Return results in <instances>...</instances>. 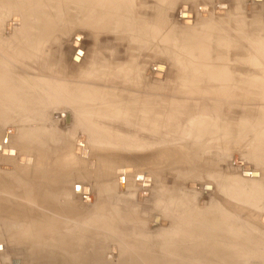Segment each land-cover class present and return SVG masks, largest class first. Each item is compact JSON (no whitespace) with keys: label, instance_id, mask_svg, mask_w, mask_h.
<instances>
[{"label":"rangeland","instance_id":"1","mask_svg":"<svg viewBox=\"0 0 264 264\" xmlns=\"http://www.w3.org/2000/svg\"><path fill=\"white\" fill-rule=\"evenodd\" d=\"M196 1L198 3L195 0H193V3L192 1H187L186 3L183 0H173L166 11L178 10L180 7L178 10L180 15L177 14L176 16V14L169 13L168 16H162L163 20L166 18V23L164 22L163 28L156 24L157 27L151 35L148 34L149 30L144 24L150 25V21L155 20L157 16V10H155L157 5L154 0H149V2L146 0H133L129 8L122 7L118 10L116 19L118 17L120 20L116 23L118 25L117 28H115V17L103 22L97 18V15L92 17L88 6L84 7V9L80 8L72 0H0V37H5L10 42L7 44L9 47H6L7 49L10 48V53L8 52L10 57L7 56V62L5 63L6 73L15 85L20 84L29 91L31 90V92L33 90L34 96H42V100L37 98L39 103H36L38 104L36 107L35 104H32V106L34 105L33 107L31 104L27 106L29 109L31 108L30 110L28 109L29 112L27 114L23 112L22 116L21 110H17L21 114L19 118L25 115L26 117L29 116L27 119L25 117V120L22 118L19 120L17 112H15L16 115L13 113L15 116L13 117L17 121H22L21 123L18 122L20 125L23 124L32 128L35 126V129L42 134L43 140L54 145L58 143L57 145L62 146L61 143L66 141L63 146L67 145L66 147L70 150L80 137L70 135L72 132L71 125L63 122V119H54V114H59L58 112L70 114L73 107L69 106L65 101L58 103L57 97L68 94L69 91V94H75V86L85 80L86 87L84 89L86 91L100 90L102 91L100 94L101 101L107 102L112 99L116 102L113 103L114 108L110 107L109 102L108 104L103 103L100 105L104 107L107 104L105 108L109 107L107 109H110V114H114L113 117L104 115V117L96 116L97 118L92 119L93 122L99 120L97 124L104 131L100 130V134L107 139V143L106 139L103 140L106 145L102 148L103 150L96 147L98 142L95 145L82 144L79 146L83 148L82 151L87 152L85 156L92 153V155L99 156L101 161L95 160L93 156L91 164L83 161V159L79 163L85 164L87 168L79 169L78 173L86 171L90 176L87 180L83 179V181L81 179L79 185L76 184L75 190L77 191H74V193L79 194L81 190L85 192L87 191L86 188L89 187L91 201L87 203L88 205L78 201L79 203H74L71 208L76 219L78 218L72 222L69 234L64 235L65 241H68V244L70 243L68 246L71 248L66 245L67 242L64 243V240H60L62 242L58 241L59 245L54 244V242L52 244L39 243L40 239L37 238L26 241L22 238H11L6 231L4 232V230L0 229V245L3 248L0 246V264H14V261H17L18 264H123L126 256L129 260L128 264H206L197 260L200 258H191L194 254L193 251H195L193 246L196 243H192L190 238L179 239V235L177 236L176 234L177 231L181 229L189 230L192 226H200L201 228L204 226L211 230H206L205 232L209 234L207 237L214 238L213 244L216 243V249L213 248L211 250V252L213 251L212 256L215 253L214 249L217 252L223 251V248L225 250L227 248L230 249L228 256L223 254L225 261L221 260L218 264H239L243 260V255H249V258L244 260V264H258L259 261L254 256V253L264 256V229H262L264 225L262 226L258 222L259 214L261 215L263 210L261 208L257 209L258 207L249 208L240 203L232 202L227 196L221 195L219 190L221 182L230 181L234 183L235 181L239 184L238 189H250L255 196H259V192H256L259 186L252 184V179L250 178H256L259 173L263 178L262 180H264V167H261L260 160L257 162V160L251 159L252 162L250 163L248 159H245L257 147L248 148L249 139H251L249 137L254 134L249 128H245L247 132L245 137L239 135L243 130L239 112L250 114L251 117L256 116L261 100L256 98L254 93H251L247 94L248 99L242 102L235 99L236 105H231L233 103L231 98V101L225 102L224 98L220 96L221 85L219 86L217 83L212 87L204 85L201 88V90H207L208 94L200 93L196 95L192 88L183 91L182 81L184 78H191V71L184 70V64L187 61L185 56L180 54V47L183 44L203 43L202 40L206 39L207 41L205 42L209 44L208 59L211 60V64L219 67L227 66L230 71H233L231 76H233L232 78H234L235 82L255 73L260 74L264 69V5H260L261 0H252L254 5L249 2L247 5L246 1L245 4L241 1L240 5H243V10L240 12L241 15L236 16L234 9L237 10V8L234 6L229 10L232 16L225 18L224 13L226 11L223 8H225L226 4L230 6L231 0ZM144 2L146 4H142ZM182 4L187 6H180ZM235 5H238V3L235 2ZM192 6L194 7L193 12L187 14V7L191 10ZM27 7L31 10L29 13L37 15V17L28 19L29 15L26 14L28 15L26 16V27L21 28L18 23L19 15L21 13L24 14L22 11H26ZM196 10H203L207 14L208 23L199 24L200 19L195 15ZM96 11L98 13L99 9L97 8ZM182 12H184L183 15ZM165 14L167 15L166 12ZM180 17L183 19H180ZM238 18L241 19L239 20ZM239 22L243 23L242 27ZM201 29L203 31H200ZM28 34L33 39L26 38ZM167 37L169 44L167 49L166 46L164 49V43L168 42L166 40ZM72 39L77 41L71 43ZM16 42L21 45L28 43V45H31L26 49H24L25 47L23 48L25 53L30 54L28 56L30 57L29 59L28 57L27 59H21L22 57L20 58L12 50L13 44H16ZM75 42L76 46L73 45ZM15 46L16 48L18 47L17 45ZM80 46V50H76L74 56L71 57L73 51ZM82 55L83 58H81ZM254 55L257 56V67L250 65ZM79 58H81V62ZM178 59L181 60V65L179 66L176 64ZM14 62H16V66ZM189 62L193 63L192 60ZM163 64L164 67L166 66L165 71L163 70ZM2 67L5 66L2 65ZM128 67H131L134 71L131 68L127 70ZM124 70L125 73L123 74ZM237 70L242 72H237ZM134 72L140 74V77L137 76L138 74L133 75ZM132 75L133 78L131 79ZM54 81H60L58 83L61 84L60 89L57 83H55L56 87L54 89ZM63 81H66V83ZM96 81L99 83H95ZM62 82L68 84L69 89L64 84L67 87L63 89ZM137 82L140 83L137 84ZM69 83H71V86ZM160 83L161 86L159 85ZM32 84L33 86H31ZM145 84L148 86L146 87ZM149 87L153 88H150L152 96H156L157 99L154 106H160L159 103L164 101L167 103V110L164 109L162 115L167 116L166 118L169 116L168 119L172 117L169 122L167 121L171 127L169 125L167 127L164 123H159V121L158 127L150 125V123L144 122L143 124L141 116L137 118L135 114L132 119L125 115H122V117L115 116V112L117 113L118 110H121L115 109V106L120 104L119 107L121 108L122 101L126 104L134 97L143 98L148 91L146 88L149 89ZM61 89L65 92H62ZM184 98L189 101L185 102ZM174 99L177 101L181 99L182 101L180 105L176 103L178 107L175 108L176 110L173 109V111L172 101ZM119 100L121 101L118 103ZM158 101L160 102L158 103ZM174 102L176 101L174 100ZM193 104H196L199 109L204 105L219 106V112L212 113L211 111L205 112L197 109L183 115L181 109L194 108ZM31 111H34V113L32 114ZM172 111L176 115H173ZM105 113L107 114L106 111ZM161 113L160 117L157 116L158 118H162ZM209 115L213 117V122L211 121V123L217 126H215L216 129L211 131V134L214 135V132H216L218 137L216 136V138L210 140L211 137L209 138L203 134L198 143H196V139H192L194 133H191L189 126L194 124V121L199 117L206 118ZM164 116L163 118H165ZM31 118H34V120L38 118V120H35L36 122L32 120L33 124L31 123ZM40 118L43 120H40ZM128 118L130 122L127 121ZM166 118L164 119L165 121L168 120ZM121 119L124 122L127 121V125ZM173 119L176 122L171 121ZM28 121L31 122L29 123ZM1 124L3 127H0V141L4 138L3 143L5 144L9 138L12 137L13 139L18 131L11 124ZM145 124H147L149 131L146 130L147 128L145 129ZM138 128L140 129L139 132H137ZM7 129H12V132H7ZM115 129L116 131H114ZM154 129L155 131H153ZM151 131L154 133H152L153 138L150 136L151 133L149 134ZM155 134L158 137L162 135L160 139L158 138L159 142L154 139L157 138ZM121 135L123 137H119ZM113 137L116 139H113ZM109 139L111 140L109 141ZM114 140L116 141L114 142ZM229 140L231 142L225 145ZM132 141L133 143L135 142V146L131 143ZM11 144L14 149H17L18 146L23 147L17 143ZM15 145L18 146L16 147ZM166 147L168 148L165 149ZM21 148L19 149L21 150ZM21 152L24 153L23 149ZM74 152L79 153V150L76 149ZM98 152L100 153L97 154ZM248 152H250L249 155ZM7 154L10 155L9 152ZM44 155L38 154L36 156L32 155V157L36 159L43 158L47 161L51 159L49 155ZM72 155L70 153L58 157L65 159L62 161L65 163L66 160H75L76 156L73 157ZM233 156L237 157L236 161L238 163L241 162L249 166L250 178L240 176L239 169L236 168L240 165L233 164ZM77 158H81L80 154ZM196 161H199V163L195 164ZM103 163L104 165L100 166ZM175 169L178 170L176 171ZM186 173L194 174L197 178L189 179ZM145 178L147 181L138 183ZM190 182H194L197 186L194 191L187 187V183ZM82 184H85L86 187ZM207 184L210 186L208 192L203 189ZM261 203H264V196ZM99 214H102L107 220V222L106 220L102 222L103 224L106 222L107 225L97 226L95 222L94 224L91 221V219L95 221L94 219ZM109 214H112L114 219ZM224 214H228V216H224ZM221 215L223 218H221ZM90 217L92 218L89 219ZM82 219L84 220L83 222ZM218 219L221 220L219 221ZM74 222L76 223L75 225ZM89 222L91 223L87 224ZM77 223L83 224L84 227L89 225L88 231ZM214 225L218 230L221 229L222 231L213 232L212 230L216 229L215 227L212 229ZM210 226L212 228H209ZM80 227L79 232L78 228ZM75 230L76 232H74ZM82 230L87 233H82ZM161 230L166 232L173 230V233L168 238L164 237L160 232ZM224 231H226L227 237ZM201 233L204 234V231ZM236 233L239 237H237ZM231 234H235V236ZM67 235H71V238L67 237ZM80 235L83 236L81 237ZM78 236L79 238H77ZM223 239H227V241L230 239L231 242L223 241ZM232 239L236 240L233 243L234 245H232ZM185 243L186 245H184ZM203 244H200V247L198 246L199 251H203L202 248L205 246ZM80 245L83 246L81 247ZM57 247H59V252H57ZM112 255L113 257L111 258H118L116 263L110 260ZM233 255L235 256L233 257ZM52 257H56L54 258L55 260Z\"/></svg>","mask_w":264,"mask_h":264},{"label":"bare ground","instance_id":"2","mask_svg":"<svg viewBox=\"0 0 264 264\" xmlns=\"http://www.w3.org/2000/svg\"><path fill=\"white\" fill-rule=\"evenodd\" d=\"M72 1L74 3H76L80 8H83V9H84V7L88 6V8H90L89 11H90V14L92 15V17H95L97 15V18L103 22L105 20H108L111 17H113V18L115 17L114 18L115 26H116L115 28L118 27V25H116V23L120 20L118 17L116 19V12L118 10H120L122 7L129 8L133 3V0H72ZM146 1L149 2V0H146ZM154 1L156 2V5H157V8L155 9V10H157V16L155 17V20L153 19V21H150V25L144 24L147 27V29L149 30L148 34H151V35L154 32V29L157 27L156 24H158L160 28H163L162 26H164L163 25L164 22L166 23V18H165V20H163L164 18L162 16H164V15L168 16L169 13L176 14V16H177V14L180 15V11H178L180 9V7L178 8V10L173 9V10H167L166 11V9L168 8V6L171 4V2L173 0H154ZM183 1L186 3H187V1H192V3H193V0H183ZM227 1H229V0H227ZM241 1H242V3L244 2V4L246 1L247 5L249 3L253 2L252 0H231L230 6H228L229 4L227 5L225 3L226 6H225V8H223L224 11H226L224 13V17L226 18L227 16H230V15L232 16V14L229 10L232 9L234 6L238 10V12H237V10L234 9L236 16L241 15L240 12H241V10H243V5H240ZM195 2H197V1L195 0ZM235 2H237L238 5H235ZM142 4H146V3L144 2ZM251 5H254V3H252ZM260 5H264V0L260 1ZM180 6H187V5L182 4ZM97 8L99 9L98 13H96ZM191 10L189 7H187V11L186 10L185 11L187 14L193 12V10H194L193 6L191 7ZM22 12H24V14H22V13L20 15L18 14L20 17L18 23L20 24L21 28L26 27V20H27L26 16L29 15V17H27L28 19L31 17L32 18L37 17V15L29 13V12H31L29 7L26 8V11H22ZM165 12L167 13V15L165 14ZM183 13L184 12H182V15H183ZM26 14H28V15H26ZM107 14H109V15H107ZM195 15H196V17H198L200 19L199 24L202 25V24L208 23V20H207L208 16L206 13L203 12V10H201V11L196 10ZM181 18L182 17H180V19ZM238 19L240 20L241 18H238ZM179 21H181V20H179ZM152 23H154V24H152ZM240 24H242V25H240L242 27L243 23L241 22ZM87 25H89V24H87ZM200 31H203V29H201ZM27 37H28V39L29 38L33 39L32 37H30L29 34L26 35V38ZM166 40H168V42L164 43V49H165V46L167 49L168 44H169L168 37ZM74 41H77V40L72 39L71 43H73ZM205 41H207V40L206 39L202 40L203 43H199V42L186 43L180 47V49H181L180 54H183L186 58V61H187V63L184 64L185 65L184 70L185 71H187V70L191 71V75H190L191 78L190 79H186L183 77L184 79L182 81V90L184 91L185 89L192 88V91H194V94L196 93V95L200 94V93L201 94H205V93L208 94L207 90L204 91V90H201V88L204 85H206L207 87H212L215 85V83H217L219 86L221 85L220 92H219L220 96H222L224 98L225 102L231 101V99H232L233 103L231 105H233V104L236 105L235 99L242 102L243 100L248 99L249 94L254 93V95H256L255 97L259 98V100H261V105L258 106V108H257L256 116L254 115L251 117L250 114H246L244 112H239L240 118H241L240 123L243 125V127H242L243 130L239 133V135L242 137H245V135H247L245 128H249L251 132L253 131L252 133H254V134L249 137L251 139H249L250 142L248 144V148L249 147L250 148L251 147H257V148H256V150L252 151L253 153L251 152L252 154L248 158H245V159L246 160L248 159L250 161V163L252 162V160H254V161L257 160V162H258V160H260L259 163L261 164V167H264V69L262 71L260 70L261 71L260 74L255 73L254 75L248 76L245 79L239 78L240 80L235 82L234 78H232L233 76H231V74H232L231 72H233V71L232 70L230 71L227 66L219 67L218 65L213 66L211 64V60L208 59L209 58L208 57V52H209L208 45L209 44L206 43ZM8 43H10L9 40H7L5 37H3V38L0 37V127H3L1 123H4V124L6 123V125L11 124L17 128L18 132H17V134L15 133V135H14L15 137L13 139H12V137L9 138L7 143H5V144L3 143L4 138H2L0 141V229L4 230V232L6 231L7 234L11 238H16V239L22 238L23 240H26V241H28L32 238H37V239H40L39 243L44 242L45 244H48V243L52 244L54 242V244L56 243L57 245H59L58 241H60V240L65 241V238H64L66 236L65 234H67V233L69 234V231H70L71 226H72V222L76 221L78 219V218L76 219L75 214L73 213V211H71V208L74 205V203L81 201V203H85L86 205H88L87 203H90V201H91V191H90L89 187L86 188L87 191H85V192L83 190H81V188H80L81 191L79 194L74 193V191H77V190H75L76 186H77L76 184L79 185V182H81L80 181L81 179L87 180L88 177L90 176V174L86 171H82V172L80 171L81 173H78L79 169L87 168V166L85 164H79V163H81L82 162L81 160L83 159V161L88 162V164H89L92 161L93 156L95 157V160L101 161L99 156L92 155V153L91 154L89 153L88 156H85V154L87 152L82 151L83 148L79 147V146L82 144H85V145L93 144V145H95V143L98 142L97 143L98 145L96 147H99L101 150H103L102 148H104V146H106L103 140H105L106 138L100 134L101 133L100 130H102V129L97 124V122L99 120L93 122L92 119L97 118V117H104V115H106L107 117H110V116L113 117L114 114L113 113H112L113 115L110 114V111H109L110 109H107L109 107L105 108V106L109 102L110 107L114 108L113 103L115 101H113L112 99H109L107 102H104L103 100L101 101L100 100L101 99L100 94L102 93V91H100V90L86 91L84 89L86 87V81L85 80L81 81L79 84H77V86H75V89H76L75 94H69V92H70L69 91L68 94H63V95L57 97L58 103L61 101H65L69 106L73 107L72 112L70 114H67V113L64 114L62 112H58L59 114H57V115L54 114V119H63L64 120L63 122L71 125V127H72L71 131L72 132L70 131L71 132L70 135H72V136L75 135V137H80V139L78 140V142L75 145L70 144V145H73L70 150L68 149V147H66L67 145L63 146V144L66 141L65 142L63 141V143H61L62 146L57 145L58 143H56L54 145L48 141H44L42 134L40 132H38L37 129H35V126H34V128H32V127L24 126L23 124L20 125L18 123L20 121H17L14 118L15 117L14 115H16L15 112H17V114H18V118L21 114L23 116V112H26L25 114H27L29 112L28 111L29 108L27 107L29 104H31V106H32V104H35V107H36V105H38L36 103H39V102H37V100H38L37 98H40V100H42V98H41L42 96H40V97H38L37 95L34 96L32 93L33 90L31 92V90L29 91L27 88H25L24 86H21L20 84L15 85L10 80L11 78H9V76L6 73L7 69H6V65H5V63L7 62L6 58H7V56H9L8 54L10 53V48L9 49L6 48V47H9V45H7ZM28 44L21 45L20 43L16 42V44H13L14 46L12 47V50H14V52L17 53L20 58L22 57L21 59H27V57L30 54L25 53L23 50L28 48L29 46H31ZM15 45H17L18 47L16 48ZM80 48H81V46L79 48H76L73 51L71 57H73L76 50H80ZM29 58L30 57H28V59ZM81 58H83V55ZM81 58H79L80 62H81ZM190 60H192L193 63L189 62ZM256 61H257V56L254 55L252 60H251L252 63H250V65L253 67H257ZM15 63L16 62H14V65H15ZM176 64H177V66L181 65V60L178 59ZM2 65L5 67H2ZM130 68L131 67H128L127 70ZM263 68H264V65H263ZM136 70H137V68H136ZM163 70L164 71L166 70V66L164 67V64H163ZM130 71H128V72H130ZM135 72L133 73V75L138 74ZM237 72H242V71L237 70ZM124 73H125V70H124L123 74ZM23 74H25V73H23ZM40 75H42V74H40ZM133 75H132L131 79L133 78ZM139 75L140 74H138L137 76H139ZM21 76H23V75H21ZM38 78H41V77H38ZM52 78H53V76H52ZM129 81H131V80H129ZM129 81H127V82H129ZM59 82H56V81L53 82L54 89L56 87L55 83H57V86H59V89H60L61 84H58ZM63 82L66 83V81H63ZM63 82H62V85L64 84ZM140 82H137V84H139ZM67 83H68V81H67ZM95 83H99V82L96 81ZM132 83H133V81H132ZM72 84H73V82H72ZM153 84H155V83H153ZM40 85H42V84H40ZM64 85L68 86V84H64ZM64 85H63V89L65 87H67ZM69 85L71 86V83H69ZM159 85L161 86V83ZM31 86H33V84ZM143 86H144V84H143ZM145 86L147 87L148 85L145 84ZM43 88H45V87L43 86ZM67 88L69 89V86ZM70 88H72V87H70ZM150 88H152V87H149V89L146 88V90H148V91L146 92L147 94L143 96V98L139 99V98L134 97L126 104L122 101L121 102L122 103L121 108L119 107L120 104H119V106H115V109H117V108L121 109V110H118L117 113L115 112V116L117 115L116 117H122V115H125V116H128L130 119H132L135 115H137V118H138V116H141V121L143 122V124L145 122L148 124L150 123V125H154V126L156 125L158 127V121H159V123H164L166 126L169 125L168 122L172 117L170 119H168L169 116H168V118H166L167 116L165 117L164 115H162L163 114L162 111H164V109L167 110V107H168V106H166L167 103L165 101L164 102L158 101V103L160 102L159 103L160 106H154L157 99H156V96H152ZM97 89H98V86H97ZM160 89H161V87H160ZM63 91L64 90H62V92ZM153 92H154V90H153ZM181 93H183V92H181ZM161 96H163V95H161ZM174 100L176 102H174ZM174 100L172 101V103H173L172 110L173 109L176 110L175 108L178 107L177 104L179 103V105H180V102L182 101L181 99L178 101L176 99H174ZM183 100H185V102L189 101L185 98ZM120 101L121 100H119L118 103ZM41 102H43V101H41ZM103 103L104 104L107 103V104L104 107L103 106L101 107L100 105H102ZM193 106H194V108L188 107V109L187 108L181 109L183 115H186L191 110H197V109L201 110V111H205V112L211 111L212 113L219 112L218 111L219 106L204 105L200 109L197 108L196 104H193ZM228 108H229V106H228ZM19 109L21 110V114H19L17 111ZM104 110L107 112V114L105 113ZM158 111H161L162 113L158 112ZM173 111H172V114H173ZM31 112H32V114L34 113V111H31ZM13 113H14V115H13ZM160 113L162 115L161 116L162 118H158V117H160L159 116ZM93 114H94V117H93ZM41 115H44V114H41ZM173 115H176V114H173ZM22 116L20 117L22 119H24L26 117L25 115H24V117H22ZM163 116L168 120L165 121L164 120L165 118H163ZM28 117L29 116H27L25 119H27ZM30 117H32V116H30ZM107 117H106V119H107ZM20 118H19V120H20ZM129 118L127 121H129ZM173 118H174V116H173ZM212 118L213 117L210 115L207 116L206 118L199 117L198 119H196V121H194V124L189 126L191 133L192 132L194 133V135L192 136V139L193 140L196 139V143H198V140L201 138V136H203V134H204V136H208L209 138L211 137L210 140H213L212 138H216V136H217L216 132H214V135L211 134V131L213 129H216V127H217L214 123H211ZM114 119H116V118H114ZM30 120L31 121L33 120L34 122H36L38 120V118L35 119L36 121L34 120V118L33 119L31 118ZM40 120H43V119L40 118ZM107 120H109V119H107ZM121 120L123 121V119H121ZM33 121L31 123H33ZM171 121L176 122L174 119ZM126 122H124V124ZM131 124H133V123H131ZM126 125H127V123H126ZM136 125H137V122H136ZM145 125H146L145 129L147 128L146 130L149 131L147 124H145ZM122 126H124V125H122ZM139 126H141V125H139ZM169 126L171 127V125H169ZM169 126H167V127H169ZM167 127H166V129H167ZM129 128H130V126H129ZM132 128L134 129L133 126H132ZM135 128H137V127H135ZM150 128L152 130L151 126H150ZM153 128H155V127H153ZM159 129H162V128H159ZM163 129H164V127H163ZM168 129L170 130V128H168ZM192 129H194V130L192 131ZM111 130H113V129H111ZM139 130L140 129L138 128L137 132H139ZM157 130H158V128H157ZM107 131H109V130H107ZM114 131H116V129ZM153 131H155V129ZM7 132L11 133L12 129L11 130L7 129ZM150 133H151V135H150L151 138H153V136H152L153 132L151 131V132H149V134ZM125 134L127 135V133H125ZM149 134H147V135H149ZM113 135H114V133H113ZM123 135H124V133H123ZM156 135L157 134H155V137H157V138H154V139H157V140H158V138L160 139V137L162 136L161 135L160 137H158V135L157 136ZM111 136H112V134H111ZM111 136H110V138H111ZM134 136H136V135H134ZM150 136H149V138H150ZM163 136L165 137V135H163ZM119 137H123V136L121 135ZM131 137H132V135H131ZM146 137L148 138V136H146ZM126 138H125V140L128 139V138L127 139ZM113 139H116V138L113 137ZM110 140L111 139H109V141ZM120 140H121V138H120ZM120 140H119V142H120ZM193 140H192V142H194ZM115 141L116 140H114V142ZM123 141H124V139H123ZM158 142H159V140H158ZM225 142H227V141L225 140ZM230 142L231 141L229 140V142L226 143L225 145H228ZM11 143H13V144L17 143L23 147L21 148L18 145H15L16 147L18 146V148L14 149L12 147ZM106 143H107V139H106ZM131 143H133V141ZM134 143H133V145H134ZM139 143H141V142H139ZM142 143H143V141H142ZM123 144H124V142H123ZM120 145H121V143H120ZM129 146H127V147H129ZM19 148H21V150L23 149L24 153H22ZM134 148H136V147H134ZM137 148H139V147H137ZM167 148L168 147H166L165 149H167ZM76 149L79 150V153L74 152V150H76ZM9 150L10 151L13 150L14 155L11 156V154L10 155L7 154V152H9ZM105 150H106V148H105ZM70 153L73 154L72 155L73 157L76 156L75 160H73V161L72 160L71 161L66 160V162L63 163L62 161H64L65 159H61V157H58L60 155L70 154ZM99 153L100 152H98L97 154H99ZM249 153L250 152H248V155H249ZM38 154H42L43 156H45L44 154H47V155H49V158H51V159L47 161V160L41 158L42 160L47 161V162H43L41 159H36L35 157H32V155L36 156ZM79 154H80L81 158H77L79 156ZM66 156H68V155H66ZM52 158H54V159H52ZM58 158H60V159H58ZM236 159H237V157L233 156V158H232L233 164H238ZM197 163H199V161L195 162V164H197ZM103 165H104V163L101 164L100 166H103ZM236 168L239 169L241 177H244V178H248V177L250 178L251 177L250 168L247 164H242V166L240 165ZM68 169H70V170H68ZM262 174H263V172H262ZM187 178L196 179L197 177L194 174L192 175V174L188 173ZM250 179H252V181H251L252 184L254 183V184L259 186L258 191H256L257 193L259 192V196H255L253 191H251L250 189H247V190H245V189L243 190L241 188L238 189L239 184H237L235 181H234V183H231L230 181L221 182L219 184L220 189L219 188L218 189L220 190L221 195H223L224 197L227 196L228 198L231 199L232 202L240 203L241 205L249 207V208H256V207H258L257 209L261 208L263 210V212H261L262 213L261 215L259 214V219H258L259 221L258 222L263 226L264 225V203H261V202H262V198L264 196V180H262L263 178H262V176H260L259 173H258V176H256V178L254 177V178H250ZM224 180H226V179H224ZM144 181H147L146 178L141 180L138 183H141V182L144 183ZM241 183L244 184L243 182H241ZM251 186H255V185H251ZM85 187H86V185H85ZM187 187L190 190L194 191V189L197 186L194 182H190V183H187ZM203 189H204V191L208 192L210 190V186L207 184L205 187H203ZM78 195H79V197H78ZM82 209H83V207H82ZM78 210H79V208H78ZM109 215L112 217V214H109ZM224 216H228V214L227 215L224 214ZM91 218L92 217H90L89 219H91ZM95 218H96V216H95ZM221 218H223V216ZM74 219H76V220H74ZM94 220L95 221H93L91 219V221L93 223L95 222L97 226L98 225H103V226L107 225V223H106L107 220L103 217L102 214H99V216ZM105 220H106V222L104 223L105 224L104 225L102 222H104ZM218 220L220 221L221 219H218ZM83 221L84 220L82 219V222ZM87 221H90V220H87ZM90 223L91 222H89L87 224H90ZM108 223H109V221H108ZM75 224L76 223L74 222V225ZM80 224L81 223H79L78 225L80 226ZM94 224H92V225H94ZM74 225H73V227H75ZM78 225H76V226H78ZM215 225L213 226V228L211 226L209 228L214 229V227H215L216 229L212 230L213 232H215V233L221 232L222 230L220 228H219L220 230H218ZM259 225H258V227H259ZM81 226H83V224H81ZM88 226L87 227L83 226L84 229H87L86 231H88V229H89ZM230 227L233 228L234 226H230ZM80 229H81V227L78 228L79 232H80ZM262 229H264V228L262 227ZM173 230H170L169 232L161 230L160 232L164 235V237L170 238L172 233H173ZM206 230L211 231L207 227H204V226L202 228L200 226L199 227L198 226L197 227L192 226V228H190L189 230H186V229L182 230L181 229V230L177 231L176 234H177V236L179 235V237H180L179 239H185V238L189 239L190 238L192 243H196V245L193 246L195 251H193V249H192V251L194 253L193 256L191 257L192 259L193 258H200L197 260H200L202 263H206V264H218L221 260L224 262L225 260H224L223 254L224 255L227 254V256H228V252L230 249L227 248L225 250L223 248L222 249L223 251L220 250L219 252H217V250H215L216 249L215 248L216 243L213 244L214 238L211 239V238L207 237L209 234H206V233H208V232H205ZM86 231L82 230V233L86 234L87 233ZM175 231H176V229H175ZM202 231H204V234L201 233ZM229 231H230V229H229ZM74 232H76V230ZM225 232L226 231H224V234L226 236ZM231 233H233V232H231ZM234 233H235V231H234ZM85 234H84V236H86ZM227 235H229V234H227ZM233 235L235 236V234H233ZM68 236L70 237L71 235H67V237ZM211 237H213V235H211ZM237 237H239L238 234H237ZM75 238H76V236H75ZM77 238H79V236ZM235 238H233V239H235ZM66 240H68V238H66ZM221 240H222V238H221ZM229 240L227 241V239H225V240L223 239V241L231 242V240L230 241ZM62 241H60V242H62ZM182 241H184V240H182ZM234 241H236V240H233L232 245H234L233 244ZM66 242H67L66 245L68 246L70 243L68 244V241H65L64 243H66ZM64 243H62V244L64 245ZM203 243L205 244V246H203V248H202L203 251H199L198 246L200 247V244H203ZM62 244H60V245H62ZM181 244H183V243H181ZM175 245H177V244H175ZM184 245H186V243ZM41 246L44 247L43 245H41ZM64 246H63V248H64ZM68 247H70V246H68ZM1 248H2V246H1ZM48 248H50V247H48ZM58 248L59 247H57V252H59ZM213 248H215L214 249L215 253H213L214 256H212L213 251L211 252V250ZM54 250H56V249H54ZM190 250H191V248H190ZM200 250H201V248H200ZM188 251H186V252H188ZM177 252H178V250H177ZM3 253H4V251H3ZM149 256H151V255H149ZM234 256L235 255H233V257ZM243 256H244L243 260L240 261L239 264H244V260L249 258V255H243ZM254 256L258 259V261H259L258 264H264V256L263 255H257L254 253ZM111 257H113V255L110 256V260L112 262L114 261L116 263L118 258H111ZM54 258H56V257H54ZM53 259H52V261H53ZM209 260H210V262H209ZM128 261H129L128 257L126 256V258L123 260V262H124L123 264H128ZM13 263L15 264V261ZM149 264H151V263H149Z\"/></svg>","mask_w":264,"mask_h":264},{"label":"water","instance_id":"3","mask_svg":"<svg viewBox=\"0 0 264 264\" xmlns=\"http://www.w3.org/2000/svg\"><path fill=\"white\" fill-rule=\"evenodd\" d=\"M73 45H75L76 46V42L73 44ZM57 115V114H56ZM57 117V116H56ZM9 153L10 154H14V152L13 151H9ZM91 164V163H90ZM239 165H241L242 166V163L240 162V163H238ZM155 224V223H154ZM154 224H152V225H154ZM18 264V262H15V264Z\"/></svg>","mask_w":264,"mask_h":264}]
</instances>
